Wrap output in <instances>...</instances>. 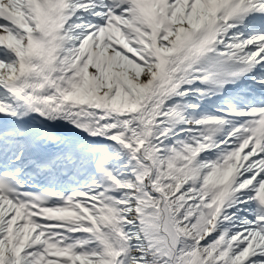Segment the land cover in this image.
Wrapping results in <instances>:
<instances>
[{"label":"rangeland","instance_id":"374dc122","mask_svg":"<svg viewBox=\"0 0 264 264\" xmlns=\"http://www.w3.org/2000/svg\"><path fill=\"white\" fill-rule=\"evenodd\" d=\"M5 1L0 0L2 3ZM173 1L172 14L174 17L170 14L171 26L165 30L171 34L175 35L173 27H176V24L188 20L189 29L192 30L200 21L209 22L210 16L215 15L208 4L203 6L198 3L183 10L180 5L175 3L176 0ZM10 2V11L22 23V30L16 33L17 27L10 19L8 20V12L2 14L5 20L3 25L14 33L21 44L25 45L27 41L25 33L27 31L34 32L35 14L26 9V0H10ZM179 2L185 4V0H179ZM85 4L86 0H69L67 6H70L73 10H81ZM125 18L126 21H133L132 17ZM94 25L101 26L102 24L94 21H83L81 18H74L70 22H66L65 45L59 64L61 66V81L59 84L65 97L78 94L85 84L91 66L89 39L94 34L90 28ZM106 29L114 36L111 45H115L116 37L118 38L117 41L121 40L117 36L122 29L121 27H106ZM125 38L133 42L131 43L132 51L142 46L141 41L134 39L133 35L123 36V39ZM259 41V37L255 33L251 35L250 31H244V33L233 31L225 36L220 35L218 50L231 52L239 58L244 52L256 55ZM142 47L146 49L142 48L146 54L142 60L133 57L131 54L122 53L126 63L132 68L131 71L137 72L139 66L146 63L150 65L149 62L155 64L152 53L147 51L149 49L151 52L153 51L148 32ZM160 47L166 52L172 50V46L162 37ZM6 52L7 47L0 44V58L8 60ZM263 77V73L258 75L260 79ZM138 78V82L142 83V78ZM116 82L115 95L118 97L119 103L122 101L124 110L132 109L137 97L140 95L137 89L138 84L134 82L133 85H129L121 80H116ZM243 92L241 94L245 95L249 91L246 89ZM241 94L238 95L239 99H242ZM82 99L87 101L86 96H83ZM90 99H88L89 102L92 101V98ZM255 103L258 105L256 110L264 108L261 107L264 101L259 100ZM224 104V107H228L213 108L212 111H196L194 108L191 111L189 107L192 106V103L187 106L188 109H183L179 106L178 101H169L160 114L161 120L156 121L152 128L151 153L156 157L155 165L158 166V171L154 176L152 173L150 178L144 173V166L141 161H131L129 156L132 154L126 153L125 156L122 154L121 141L116 140V138L126 137L127 134L122 131L115 132L114 136L116 138L114 141L103 144V146L107 150L113 149L110 153V161L113 162V159L117 156H124L129 165L121 169L113 162L116 169L119 170V175H117L118 173L116 174L112 168L107 166L105 161H108V159L105 156L94 159L88 171L92 169L95 171L101 186L98 184V178L93 181V185L96 187L91 185L83 188V186L76 185L69 203L58 213H55L54 217L57 216L63 219L62 223L49 221L44 223L42 228L35 221L23 222V218L19 213H13L11 205H15V203H7L9 201L0 199V219L2 218L1 222L4 223L0 226V253L4 252V264H20V258L25 255L23 253L26 252V248L36 249V252L32 255V264H131L135 248L140 253L138 264H147L148 246H150L149 249L156 251L157 256L164 258L170 264L172 263L170 249L165 246L164 242L155 241L152 235L148 234V236L143 237L144 241L137 243L138 246H136L131 243L132 239L129 232V226L140 219L144 221L152 220L153 223H157L160 215L155 210L161 207L163 200L166 201L172 212L173 226L180 238L181 244L178 249L180 264H205L207 259L211 260L209 264H216L217 260L210 258L212 250L209 248V244L217 241L216 239L224 234V230H219L226 224L234 232L232 234L234 238L232 239L238 247V257H243L239 263L248 264L251 261H257L256 256L259 255V262L261 263L258 264H264L263 247L259 246L257 249L254 247L253 250L246 249V243L252 237L262 239L259 227L260 222L264 220L261 212V208L264 207L255 202L258 196L264 202V152L257 153L251 140L243 135L242 123L238 119L242 115L241 112L249 111L250 109L247 106H254V103L241 105L240 103L228 101ZM193 106L196 105L193 104ZM89 108L92 109V107ZM188 110L190 112L187 113ZM219 111H226L228 117L232 120L228 122L230 127L226 128L227 133L224 132L220 138L216 139L215 143H211L206 134L208 130L207 122L214 115H219ZM262 113V110H259L252 114L256 118ZM175 142L178 144L175 145ZM141 158L145 160V157L141 156ZM170 164L173 165V169H176L174 180L177 181L178 194L185 191V189L188 190L185 194H188L189 190L195 192L193 195L184 196V199L196 203L192 207L187 206L195 214L194 224L196 226L203 225L205 217L208 218L209 216L210 219L220 211L223 214L235 206H242L236 219L230 216L232 214L230 211L222 217L221 226L214 229L212 234H208V226L201 232L197 241L216 233L217 235L206 246L209 250L206 256L202 257V250H199L198 255H196L199 263L196 257L191 261L185 259L186 249L191 244V235L188 233L189 236H182L176 228L173 214L180 210L182 203L174 205L175 203L173 204L170 201L171 198L167 195L164 194V197L161 198L160 195L157 196L158 193L151 191L150 182L153 177L155 184L160 183L162 190L163 185L166 183L165 180L171 179L168 178V171L165 167V165ZM105 171L107 172L106 175ZM84 172L86 171L83 169L78 171L79 174H84ZM126 179H129V181ZM241 182L243 183L240 184ZM98 185L99 187H97ZM248 189H251L250 197L246 196L249 195L247 194ZM116 190H120L117 195L114 194ZM239 195L243 196L241 201L233 203ZM223 200L226 201L224 205H222ZM20 209L22 210V207ZM136 224L140 228V224ZM246 228L248 229L244 231ZM157 229V234H162L161 228L158 227ZM47 231L50 233H47ZM61 234L65 236L59 237ZM65 237L66 240H64ZM62 241H66L68 245L63 246L60 243ZM258 245L264 244L261 242ZM217 247L224 248L220 243ZM26 253L31 254L29 250ZM97 254L100 256L102 254L104 258L98 257Z\"/></svg>","mask_w":264,"mask_h":264},{"label":"bare ground","instance_id":"6f19581e","mask_svg":"<svg viewBox=\"0 0 264 264\" xmlns=\"http://www.w3.org/2000/svg\"><path fill=\"white\" fill-rule=\"evenodd\" d=\"M48 1L49 0H26L27 4L25 7L28 11L30 10L36 15L38 7L46 5ZM208 1H210L209 3L211 4L212 11H215L228 0ZM248 1L252 2L257 10L264 12V0ZM63 2L66 5L64 15V20L66 22H70V20L74 18H81L83 21H94L102 24L101 26L94 25L90 28L94 33L92 34L93 37L91 35V39H89V45L91 46H89L91 66L88 75L86 76L82 91L69 97H65L61 92L59 84L61 81V66L56 67L51 61L37 60L35 49L33 47L35 40L34 33H31L30 31L25 33L27 41L25 45H23L18 39H16L12 31L4 27L3 24L5 20L2 17L4 12H8V20L10 19L17 27L16 33L22 30V23L19 22L15 14H12L10 11V0H6L4 3L0 2V44L7 47L6 56L8 57V60L0 58V102L6 104V110L12 116H15L18 113V109L22 110L21 105L24 103L28 106L37 105L39 111H45L47 116L45 122L41 124L38 123L35 127H32L34 126L33 123L23 124V126L30 127L29 129H26V131L31 134L30 140L41 145V147L34 148V150L31 151V154L34 157H31L27 152V148L23 147L25 146L26 138L20 139L22 135L17 133L18 129H14L13 125L8 126L5 130H11V132H7L6 134L1 132L2 135L0 134V159L12 168L24 171L25 175L42 179H46L47 176L53 177L54 179L65 178V182H68L67 180H70V176L76 175L86 163L91 165L93 160L98 158L97 156H105L109 160L110 152L104 148L103 144L114 141L116 138L114 136L115 132L122 131L127 134L126 137L116 138V140L121 141L120 145L123 147L122 154L124 156L126 153L132 154L129 156V160L134 162L141 161V164L144 166V173L150 178L152 173L154 176L158 171V166L155 165L156 157L151 153L153 137L152 128L156 121L161 120L160 114L169 101H178L179 106L183 109H188L187 106L192 103V106L189 107L192 111V109L197 106L204 105L202 99L203 89L207 88L210 84L216 86L229 84L231 80L236 81L240 75H246V78L241 81L248 79V82L246 85L236 86L232 83L233 97L240 101L243 100L245 105L255 103L259 100L264 101V77L262 79L258 78V75L264 72V30L253 29L256 31L255 34L260 39L259 45L256 49V55L247 54V52L242 53L240 57V62H242V64L236 66L232 71L215 68L212 63H209L206 68H196L186 82H183L182 86L177 87L167 100L156 109L154 117L151 118L148 116L149 112L147 104L150 101V97L154 90L152 84L159 75V66L149 62L150 65L146 63L139 66L137 72L131 71L132 68L126 63V59L122 55V53H128L139 60L144 59L146 55L143 50L145 47H142L144 46V39L147 33L146 25L141 20L137 11L135 9H125L123 11V17H119L120 20L114 22L110 17L109 23L105 25L103 20L106 19V16L101 9L105 6V2L102 0H86V4L81 10H73L70 6H67L69 0H63ZM175 3L180 5L183 10H186L189 6H194V4L199 3L203 6L207 4L205 0H185V4L176 0ZM173 4L170 2L169 7H172ZM125 17H132L133 21H126ZM207 24L208 22L204 20L200 21L193 29L204 28ZM188 25V20L176 24V27H173L175 35L171 34L169 31L163 30L161 37L163 40L167 41L173 49L176 48L177 50L180 39L188 32ZM114 26L122 28L117 35L121 40L117 41V37L115 39L116 46L111 45L114 36L108 29H106V27L113 28ZM233 31L232 24L225 23L221 35L225 36L231 34ZM241 32L244 33V30L241 29ZM130 35H133L134 39H139L142 44V46H139L135 51L131 50V43L133 42L127 38L123 39V36L129 37ZM251 35H253V32H251ZM118 44L125 47V50H122V47L119 46L120 49ZM147 51L152 53L153 56V52H151L150 49ZM55 71H57V74H55L57 78L55 82H53L52 76H54ZM26 73L30 74L28 79L32 80L36 85L35 87L28 89L27 92L32 91L36 93L40 100L32 98L30 99V102H22L21 97L19 98L17 79ZM138 77L142 78V83L138 82ZM29 80L28 83H26L25 88L27 86L30 87L31 82ZM116 80H121L129 85H133L134 82L138 84L137 89L140 92V95L137 97V101L132 109L124 110L122 101L119 103L118 97L115 95L117 86ZM37 83L39 84L37 85ZM246 89H248L249 92L245 95L241 94L244 93L243 91ZM239 94L242 95V99L238 98ZM83 96L87 97V101H83ZM30 97L32 96L27 95V98ZM90 98H92L91 102H89L91 100ZM228 100L230 99L224 98L223 102ZM83 102H85L84 104L86 105H84ZM193 104L196 106H193ZM215 105H220V103L212 104L206 109L212 111ZM89 107H92V109ZM250 107L254 106L250 105ZM188 112L190 111L188 110L187 113ZM241 114L242 115L239 116L238 119L241 120V123L244 125V123L251 118L248 117L250 116V113L244 111L241 112ZM231 120L232 119L228 117L226 111H222V115L213 116V120L211 121L213 123L211 124V127L209 126L206 133L210 138L209 141L211 143H215L216 139L220 138L223 133L226 132V128L229 125L228 122ZM258 120L263 122L264 114L261 115ZM215 125L217 127V133L213 135L210 130ZM11 134L15 135V140L13 141L14 144L12 145L11 142L14 135L9 137ZM177 144L178 143L175 142V145ZM46 146L47 148L42 151ZM42 152L46 155L44 154L39 159H36L35 153L41 155ZM124 156H117L113 159V162L121 169H124L129 165ZM141 156L145 157V160L142 159ZM50 157L52 158L49 160ZM97 178L98 176L91 173L86 175L78 184L89 185ZM73 185H67L65 190L71 189ZM150 187L151 191H154L156 194L158 193L157 196H163L164 192L159 186V183L155 184L154 177L150 182ZM250 190L251 189L247 190V194L250 193ZM185 191L188 192L187 189H185ZM189 191L190 192L184 194L183 197L195 193L194 190ZM246 196L250 197V194ZM242 197V195H239L233 203L240 202ZM164 201L165 200H163L161 207H159L158 210H155L160 215L157 223H153L152 220H145L147 221L145 222L140 219L139 221H136V223L140 224V228L136 223L129 226V232L132 239L131 243L138 246L137 243L143 242V237L145 235L148 236V234H151L155 241L164 242L165 246L170 249V260L172 261L170 264H180L178 257V249L181 244L180 238H175L170 219L172 212ZM260 206L264 207V205ZM20 207H22V210ZM25 207H29L27 212L24 210ZM241 207L242 206H235L230 210L232 212L230 216L233 217V219L236 218ZM11 208L13 213L17 212L22 216L23 222L38 220L39 226L41 225L42 228L44 223L62 220L59 217H54V215H51L49 212H44V210L42 211L40 208H36L30 204L21 206L15 203V205H11ZM230 211H226L223 214H221L222 211H220L209 219L208 234H212L214 229H218L221 226L223 221L222 217L226 216ZM140 217L142 218V215ZM1 219L0 226L4 224L1 222ZM158 227H160L162 231V234L160 235L157 234ZM226 227H228L227 224L219 231H223V229L227 230ZM47 233L50 232L47 231ZM149 247L150 246H148V248ZM196 249L197 248L193 244L187 247L185 259H189L192 252ZM3 253L4 252L0 253L1 264H4L5 261ZM139 254L140 253L135 248V250H133L131 264H138Z\"/></svg>","mask_w":264,"mask_h":264},{"label":"trees","instance_id":"16d2710c","mask_svg":"<svg viewBox=\"0 0 264 264\" xmlns=\"http://www.w3.org/2000/svg\"><path fill=\"white\" fill-rule=\"evenodd\" d=\"M169 161V160H168ZM173 165H165L167 171H168V178L171 179H167L165 180L166 183L165 185H163V191L164 194L167 195L168 197L171 198V202H173L174 205H178V203H182L180 210L178 212H174L173 216H174V220H175V224H176V228L179 232L180 235H185V236H189L188 233L191 235V241H194L199 238L201 232L205 229V227H207L209 225V216L208 218H204L205 219V223L203 225H201L200 227L196 226V224H194V218L195 214L190 211L188 209L187 206L192 207V205H195L196 203L194 201H186L183 197V195L186 193V191H183L182 193L179 192L178 194V190L179 188H177V181L174 180L175 178V174L174 172L176 171V169H173L172 167ZM129 181V179H126ZM95 181V180H93ZM99 183V185L101 186L100 180H97ZM94 182H91L89 185H87V187H90L91 185L93 187H96L93 185ZM99 185L97 187H99ZM120 190H116L114 192V194H119ZM170 203V202H169ZM171 205H173L172 203H170ZM250 204V203H249ZM248 205V204H247ZM173 207V206H172ZM242 208V207H241ZM261 212L263 213L262 217H264V210L261 208ZM240 212L237 213L236 218L238 217ZM234 218V219H236ZM207 221V222H206ZM263 221L260 222V233H262V239H258V238H254L252 237L246 244V249H251L253 250L254 247H263L264 245H258V243H263L264 244V224H262ZM207 223V224H206ZM227 230H224V234H220L221 236H219L213 243L209 244V248H211L212 252L210 255V258L212 259H216L217 263L216 264H240L239 261L241 262L243 257H238L239 252L238 247L236 246V243L234 242V240L232 238H234V236L232 234H234L233 231H231V227L228 226L226 227ZM248 228L244 229V231H246ZM249 234V233H248ZM213 241V240H212ZM221 244L224 248H218V244ZM188 244V243H187ZM186 244V245H187ZM208 244L205 245H199L197 247L196 250H194L192 252L191 257L189 258V260L191 261L194 257H196L197 262L199 263V259L196 255H198L199 250H202V257L206 256L207 253H209L208 247H206ZM185 245V244H184ZM185 245V246H186ZM202 246V247H200ZM31 252L30 255H28L26 252ZM26 252L24 251L23 253V257L21 258V262L20 264H32L31 260L33 261L32 255H33V248H26ZM155 250L149 249L148 248V252H147V256H146V263L147 264H167L166 260H164V258H160L159 256H157ZM98 257L104 258L101 254V256L99 254H97ZM156 255V256H155ZM124 257V255H123ZM263 258V257H262ZM257 261H251L248 264H258L261 263L259 262V255L256 256ZM210 259H207V261L205 262V264H209L210 263ZM263 263V262H262Z\"/></svg>","mask_w":264,"mask_h":264},{"label":"water","instance_id":"95a60500","mask_svg":"<svg viewBox=\"0 0 264 264\" xmlns=\"http://www.w3.org/2000/svg\"><path fill=\"white\" fill-rule=\"evenodd\" d=\"M162 196V195H161ZM164 202H166V201H164ZM168 207V206H167ZM171 211V210H170ZM170 219H171V226H172V229H173V232H174V234H175V238L176 239H178L179 238V235H178V233L176 232V230H175V228H174V226H173V219H172V216L170 217ZM210 235V234H209ZM217 235V233L216 234H214V235H212V236H210V237H208V238H203V239H200V241L196 244V245H198V244H202V245H205V244H208L209 242H211L214 238H215V236Z\"/></svg>","mask_w":264,"mask_h":264}]
</instances>
